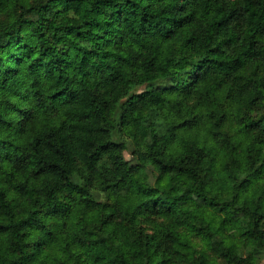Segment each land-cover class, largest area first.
Segmentation results:
<instances>
[{"label":"clouds","instance_id":"1","mask_svg":"<svg viewBox=\"0 0 264 264\" xmlns=\"http://www.w3.org/2000/svg\"><path fill=\"white\" fill-rule=\"evenodd\" d=\"M231 2L221 64L199 0L138 32L0 0V264H264V30Z\"/></svg>","mask_w":264,"mask_h":264},{"label":"trees","instance_id":"2","mask_svg":"<svg viewBox=\"0 0 264 264\" xmlns=\"http://www.w3.org/2000/svg\"><path fill=\"white\" fill-rule=\"evenodd\" d=\"M85 0H78L76 7L84 5ZM126 6L121 7L118 0H92V9L86 11L85 15L89 17L86 23H94L95 17L105 14L109 21L111 17L119 15L121 25H126L133 32H138L141 28H151L152 30L170 29L173 22L187 20V15H180L175 11L176 8H184L183 4L177 3V0H157V3L163 7L152 9L146 7L143 0H124ZM201 5L199 11L203 15L214 14L213 27L216 29L211 35L218 36V40L209 39L208 43L214 45L210 47L206 58L214 63H228L222 56H215L212 53L215 48H219L231 40V28L226 24L233 15L238 14L241 9L231 0H199ZM245 13L250 14L249 20L252 21L257 30H264V0H245L242 9ZM249 46L252 44L249 38ZM239 59V56L236 57Z\"/></svg>","mask_w":264,"mask_h":264}]
</instances>
